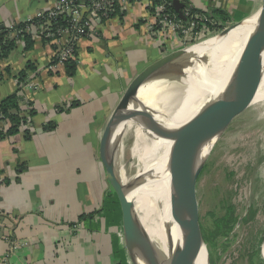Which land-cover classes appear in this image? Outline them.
I'll return each mask as SVG.
<instances>
[{"label":"crops","instance_id":"0c3cea01","mask_svg":"<svg viewBox=\"0 0 264 264\" xmlns=\"http://www.w3.org/2000/svg\"><path fill=\"white\" fill-rule=\"evenodd\" d=\"M180 1L201 11L224 10L230 23L262 5V0ZM56 3L0 0V28L11 29L14 37L17 25ZM154 23L146 3L112 10L94 24L96 34L76 41L71 74L64 66L48 68L55 44L35 27L24 29L31 48L20 37L0 59V100L19 88L22 113L34 110L18 132L0 138V264H127L121 214L118 219L120 211L111 203L99 141L134 78L185 44L176 34L156 37ZM27 63L34 69L19 83L17 74ZM5 127L0 123V131ZM113 151L119 161L116 145Z\"/></svg>","mask_w":264,"mask_h":264},{"label":"bare ground","instance_id":"6f19581e","mask_svg":"<svg viewBox=\"0 0 264 264\" xmlns=\"http://www.w3.org/2000/svg\"><path fill=\"white\" fill-rule=\"evenodd\" d=\"M255 16L236 24L207 49L198 51L207 52L208 61L198 62L188 71L182 79L185 90L181 97L173 94L176 90L173 85L160 88L142 83L139 94L143 101L131 105L133 113L116 129L110 149L115 166L118 161L113 147L116 145L121 157L125 129L133 127L130 155L137 171L132 176H120L138 218L141 238L160 257L159 260L144 255L143 264H187L170 201V193L179 192L178 162L184 148L186 121L196 113L200 103H204L210 113L212 108L218 109L219 104L227 106L215 121L209 116L206 118V136L200 150L203 157L216 142L214 140L222 135L228 124L225 123L227 117L241 109L258 107L264 101V39L242 47L253 28ZM194 48H197L196 44L186 49ZM153 89L159 90L151 94ZM231 105L233 108L230 109ZM159 126L169 130L172 137L163 136ZM194 264H204L203 251Z\"/></svg>","mask_w":264,"mask_h":264},{"label":"water","instance_id":"95a60500","mask_svg":"<svg viewBox=\"0 0 264 264\" xmlns=\"http://www.w3.org/2000/svg\"><path fill=\"white\" fill-rule=\"evenodd\" d=\"M80 2L83 5L81 11V15H83L86 11V7H84L86 0H80ZM171 5L176 15L182 20H185L186 17L183 14V8L186 6L180 0H172ZM255 15L253 28L242 47H249L264 39V0H262V5ZM243 20L233 22L231 25L229 23L221 30L206 38L167 52L161 58L148 65L134 78L123 92L105 123L99 141V158L105 171V178L118 201L124 244L131 264H143L142 257L144 255L152 258L156 257L159 260L160 257L151 246L142 240L138 218L134 212L133 204L127 196L126 186L122 182L119 171L111 159L110 149L115 138L116 129L129 114L133 113L131 105L143 101L139 94V89L144 82L149 83L153 87L160 88L161 86L166 87L169 84L173 85L176 89L173 94L181 97L183 90H185L182 79L187 76L188 71L196 63L202 62L204 64L208 61L207 52L198 53V51L207 49L215 40L225 36L233 26ZM195 44L197 48L192 50L186 49L188 46ZM157 90L159 89H153L151 94ZM225 107H227L226 104H219L218 109L212 108V113H210L207 111L204 103H200L196 109V113L186 121L185 129H183L184 148L178 162L180 175L179 192H171L170 201L175 210L176 225L181 232L182 247L187 264H194L202 251L204 264H211L208 247L204 241L199 219L196 184L209 154L208 152L203 157L200 154L202 143L206 136V118L209 116L211 121H215L221 116ZM231 108H233L232 105L230 106ZM241 110L233 113L232 117H227L225 123H229ZM158 129L163 136L167 138L172 137V133L164 129V127L159 126ZM262 249H264V237L260 251L261 257L264 259ZM168 263H170L169 260Z\"/></svg>","mask_w":264,"mask_h":264},{"label":"rangeland","instance_id":"374dc122","mask_svg":"<svg viewBox=\"0 0 264 264\" xmlns=\"http://www.w3.org/2000/svg\"><path fill=\"white\" fill-rule=\"evenodd\" d=\"M208 36L210 35H206L204 38ZM263 103L264 101L258 107L251 106L231 119L222 135L214 140L216 142L211 146L197 180L196 200L200 224L203 226L210 224V217L207 215L209 211L215 210L216 213H221L218 205L226 192L229 193L228 197L235 205V211L239 217L243 216L250 206L253 209L257 208L253 220L246 223L239 220L234 225L228 239L220 238V242H228L226 250L221 251V245L216 248L214 253L208 249L210 260L211 258L215 259V256H220L215 260L216 264H228L234 260L237 264H245V261H241L239 258L243 248L256 246L259 247V252L261 251L264 237ZM132 128L125 129L124 138L121 140L124 148L116 164L120 175L123 176H132L137 171L135 160L130 155V145L134 138ZM110 191L111 203L116 208L115 212H119L116 196L111 188ZM105 211L110 213V208H105ZM117 214L119 219L120 212ZM121 249L125 250L127 264H131L128 260L126 247H121Z\"/></svg>","mask_w":264,"mask_h":264},{"label":"trees","instance_id":"16d2710c","mask_svg":"<svg viewBox=\"0 0 264 264\" xmlns=\"http://www.w3.org/2000/svg\"><path fill=\"white\" fill-rule=\"evenodd\" d=\"M151 1L153 4L164 2L166 11H168L170 14L173 15L176 14L171 5L172 0H151ZM116 8H114V10ZM149 10L151 13L154 12L153 11L154 7L153 6L149 7ZM189 12L192 15L197 14L201 17V19L199 20L196 26V29H201L203 26L204 27L206 26L210 30L214 29V27L220 30L223 28L224 25L230 23V17L228 13L221 9H212L211 11H201L194 8H189ZM204 17H206L207 19L205 20ZM188 18L186 17L184 22H187ZM33 21H35V19L32 20V22ZM212 22L214 23V25H212ZM218 22L220 23V25H217ZM24 25L25 24L23 23L15 27L18 30V33L14 37H9V33L11 32V29L7 27L0 28V59H5L8 57L10 52L15 48L17 40L20 37H23L26 49L32 47L33 41L31 40V37L24 31L25 29ZM65 25H66L65 19H62L59 16L58 20L53 25V27L61 28V27H65ZM62 66L65 67L67 73L69 74H71L74 70V62L72 61V59L67 60ZM33 69H34L33 65L31 63H27L25 68L19 71L17 74L18 82L24 83L28 76L27 71ZM6 71L8 72V69H6ZM19 91L20 89L18 88L14 92L8 94L7 96L3 97L0 100V122L4 124V126H6L4 130L2 129V131H0V138L18 132L20 127L25 123H28L34 114L33 109L28 110L27 116H25L22 113V110L19 105V101H20ZM228 194L229 193L226 192L225 196L222 197L221 201H219L218 206L220 208L221 213H216L215 210L209 211L207 215L210 217L209 218L210 224L208 226L201 225L204 241L207 244V247L211 253H214V251H216V248L220 245L222 248L220 249L221 251L226 250V248L228 247V242L227 243L220 242L219 241L220 238L228 239V236H230V233L234 225L237 224L239 220H241V222L243 223H246L250 220H253L257 213V208L253 209L252 206H250L247 209V211H245V214L239 217L235 211L236 210L235 205L231 203ZM219 257L220 256H215V259L211 258L210 260L211 264H216L215 260L218 259ZM239 258L241 259V261H245V264H264V259L261 257L259 252V247L256 246L243 248L242 253L240 251ZM228 264H237V262L234 260Z\"/></svg>","mask_w":264,"mask_h":264},{"label":"built area","instance_id":"2783aa9c","mask_svg":"<svg viewBox=\"0 0 264 264\" xmlns=\"http://www.w3.org/2000/svg\"><path fill=\"white\" fill-rule=\"evenodd\" d=\"M131 2L146 3L148 9L151 6L154 7V12H152V16L155 18L154 25H156L154 32L156 37L162 40L167 39L171 34H176L185 44H189L219 30L216 27L210 30L206 26L196 29L201 17L197 14H190L189 8H183L184 16L189 17L187 22H184L185 20H182L176 14L173 15L166 11L164 2L153 4L151 0H86L84 5L86 11L83 15H81L83 5L80 0H57L54 8L38 13L35 21H27L24 28L35 27L40 36L51 38L54 41L55 56L48 66L50 70H54L73 58L75 43L78 39L96 34L94 29L96 22L100 21L102 17H106L116 6L120 9L126 8ZM59 16L65 19L66 25L61 28H54L53 25ZM204 19L207 18L204 17ZM212 25H214L213 22ZM217 25H220V23L218 22Z\"/></svg>","mask_w":264,"mask_h":264}]
</instances>
